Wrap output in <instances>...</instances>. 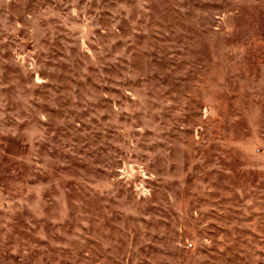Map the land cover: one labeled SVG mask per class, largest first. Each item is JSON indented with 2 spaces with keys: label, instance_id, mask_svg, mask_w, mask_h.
Listing matches in <instances>:
<instances>
[{
  "label": "rangeland",
  "instance_id": "374dc122",
  "mask_svg": "<svg viewBox=\"0 0 264 264\" xmlns=\"http://www.w3.org/2000/svg\"><path fill=\"white\" fill-rule=\"evenodd\" d=\"M0 264H264V0H0Z\"/></svg>",
  "mask_w": 264,
  "mask_h": 264
}]
</instances>
